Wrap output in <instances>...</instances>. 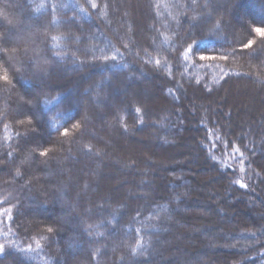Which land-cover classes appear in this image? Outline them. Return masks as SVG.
Here are the masks:
<instances>
[{
    "label": "trees",
    "instance_id": "trees-1",
    "mask_svg": "<svg viewBox=\"0 0 264 264\" xmlns=\"http://www.w3.org/2000/svg\"><path fill=\"white\" fill-rule=\"evenodd\" d=\"M215 4L214 0H148L151 30L147 29L146 35L152 37V42L136 41L140 46L137 59L129 45L112 38L107 0H0V264H59L61 259L62 264H100L101 256L109 254L111 259H121L128 252L133 256L129 262L115 264L156 261L148 253L158 237L165 234L157 229L161 220L151 216L153 209L161 205H165L162 213L170 212L168 199L152 198L145 210L128 211V218L123 211L108 212L114 214L111 227L93 220L99 225L95 230L97 237H88L87 228L93 224L86 214L93 206L80 194L81 197L77 196L67 182L73 150L81 145L90 150V143L81 139L85 130L81 112L85 109L77 104L82 97L88 98L89 88L76 82L75 93L73 87L62 90L52 73L79 68L70 65V57L82 52L87 41L76 38L78 44L74 45L71 35L79 36L83 28L86 36L97 33L90 59L80 67L89 74L88 79H94L91 76L94 73L98 80L102 71L110 76L112 73L114 78H126L127 72L142 68L165 74L168 83L163 86L164 92L177 104L179 98L174 87L180 83L178 74L193 87L205 89V95L209 96L231 80L245 79L244 73L251 66L262 67L254 64L264 45V37L255 32L256 28H264V15L259 14L261 7L252 11L245 8L247 1L235 3L231 24L226 23L236 37L230 41L224 30L219 32L211 27V14L201 15L204 6L212 9ZM254 4H258L257 0ZM191 13L197 17L187 29ZM239 13L253 17L246 24H238L236 19H243ZM187 30H192V34L187 35ZM78 59H83L80 54ZM101 85L106 93L113 88L108 81ZM126 94L122 90L120 97H115L118 94L112 97L121 99ZM91 103L97 108L102 105L98 101ZM123 106L119 119L122 129L144 130L146 117L142 107ZM169 123L173 124L171 120ZM224 126L213 119L199 120L196 130L201 132L200 150L211 167L227 179L234 194H250L255 185L262 184L261 178L251 180L247 176L252 170L262 177L254 145H249L242 135H235L232 131L235 124L231 130ZM252 138L255 142L258 136ZM175 146L166 141L156 144V149L163 151ZM81 153L90 157L89 153ZM87 185L83 184V191L88 189ZM96 197L93 195L91 200ZM106 210H96L101 213L95 217ZM147 217H151L150 222H145ZM103 229H107L105 236ZM124 234L129 236L127 241ZM105 238L112 242L101 250ZM64 239L68 240L66 245ZM263 248L264 245H259L257 250L235 249L223 254L230 256V264H264V251L260 252Z\"/></svg>",
    "mask_w": 264,
    "mask_h": 264
},
{
    "label": "rangeland",
    "instance_id": "rangeland-1",
    "mask_svg": "<svg viewBox=\"0 0 264 264\" xmlns=\"http://www.w3.org/2000/svg\"><path fill=\"white\" fill-rule=\"evenodd\" d=\"M238 1H247L245 8L252 11L254 7H261L259 14L264 15V0H257V5L254 4L256 0H214L216 8L211 9L207 5L201 11L202 16L211 14L213 24L211 26L210 23V26L215 31L224 30L230 41L236 37L226 23L231 24V17L236 12L234 5ZM107 2L112 38L129 45L132 55L138 59L140 46L136 41L152 42V37L146 35V30H151L148 0ZM239 15L243 19H236L238 24H246L253 17L242 13ZM196 17L195 13L190 14L187 29ZM131 25L134 26L133 29L130 28ZM187 31V35L192 34V30ZM133 33L136 35L134 38ZM96 34L93 32L86 36L83 28H80L79 36L71 35L74 45L78 44L76 38H86L87 41L86 45L83 44L82 52L78 51L82 60L78 59V54L70 57V65L79 68L74 69L75 71L53 70L52 73L53 77H57V86L61 85L62 90L73 87L75 93L78 87L76 82L80 87L89 88L88 98L82 97L77 104L80 103L82 109H85L84 113L81 112L85 126L81 139L90 143V150H86L87 147L84 148L83 145L73 150L74 156L69 165L70 179L67 182L77 196L80 194L93 206L87 211V220H96L95 223L99 224L103 222L111 227L114 214L108 212L123 211L128 218V211L145 210L152 198L171 201L170 212L162 213L161 209L165 205L153 209L151 217L161 220L162 224L157 229L165 235L158 237L157 244L148 253L150 257H156V261L145 264H230V256L223 252L235 249L257 250L259 245H264V155L260 154L264 153V45L254 64L262 67L251 66L248 73H244L247 75L245 79L231 80L209 96L205 95V89L193 87L178 74L180 83L174 87L179 98L177 104L176 100L171 101L166 97L163 86L168 80L165 74L159 72L139 68L127 72L126 78H114L112 73L110 76L102 71L98 76L99 81L94 73L91 75L95 76L94 79H88L89 74L82 72L80 67L90 59L89 53L96 46ZM152 44L155 46V43ZM144 58L146 59L145 55ZM71 75L75 78L68 77ZM131 80L135 81L130 86ZM104 81L111 82L113 88L110 92L106 93L103 89L101 84ZM122 90L127 91L126 96L114 100L112 95L118 94L115 97H120ZM86 99L94 103L98 101L102 105L97 108ZM164 100L168 103L167 106L162 105L166 103ZM127 104L139 105L144 110V130L139 132L136 127L127 131L122 129L119 119L125 108L123 105ZM206 119L216 120L220 126L225 125L226 129L235 124L238 129L232 130L235 135H242L249 145H254L253 151L262 177L252 170L247 176L251 180L254 177L261 178L262 187L255 185L250 194H234L227 179L211 167L200 150L201 132L196 130L199 120ZM168 120L173 124H168ZM125 135L129 136L124 137ZM257 136L254 142L252 137ZM166 141L176 146L163 151L156 149V144L161 145ZM81 151L89 153L91 158ZM177 166L181 168H175ZM173 168V171H168ZM169 181H174L175 184L172 186ZM86 182L89 186L83 191V184ZM93 195L97 197L91 200ZM237 200H241V203L235 204ZM98 209L107 210L102 216L95 217L101 213L97 212ZM151 217H147L145 222H150ZM95 223L92 222L93 225L87 228L90 229L87 235L92 239L97 237L95 230L99 225ZM102 235H107V229H103ZM123 238L127 241L129 236L124 234ZM107 239L109 238L104 239L106 243L101 245V250L112 242ZM57 240L58 243L61 242ZM67 241L64 239L63 245ZM77 249L80 250V246ZM263 251L264 248L260 252ZM131 257V252L121 259H111L108 254L107 257L101 256L99 263L129 262ZM61 260L59 264H62Z\"/></svg>",
    "mask_w": 264,
    "mask_h": 264
},
{
    "label": "snow or ice",
    "instance_id": "snow-or-ice-1",
    "mask_svg": "<svg viewBox=\"0 0 264 264\" xmlns=\"http://www.w3.org/2000/svg\"><path fill=\"white\" fill-rule=\"evenodd\" d=\"M255 32H256L259 36L264 37V28H256V29H255ZM251 46H252V42L249 41V43H248V47H251ZM64 134L67 135L66 132H65ZM41 155H46V153L41 152ZM241 187H243V185H241Z\"/></svg>",
    "mask_w": 264,
    "mask_h": 264
}]
</instances>
